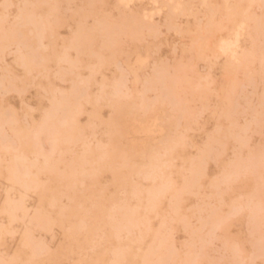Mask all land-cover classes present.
<instances>
[{
  "label": "rangeland",
  "instance_id": "obj_1",
  "mask_svg": "<svg viewBox=\"0 0 264 264\" xmlns=\"http://www.w3.org/2000/svg\"><path fill=\"white\" fill-rule=\"evenodd\" d=\"M126 2L0 0V264H264V0Z\"/></svg>",
  "mask_w": 264,
  "mask_h": 264
},
{
  "label": "bare ground",
  "instance_id": "obj_2",
  "mask_svg": "<svg viewBox=\"0 0 264 264\" xmlns=\"http://www.w3.org/2000/svg\"><path fill=\"white\" fill-rule=\"evenodd\" d=\"M202 1V0H201ZM237 1V0H236ZM123 2V1H122ZM125 2H126V0H125ZM124 3V2H123ZM127 3V2H126ZM171 3V2H170ZM204 3V2H203ZM124 5V4H123ZM129 5V4H128ZM178 5V4H177ZM238 6V5H237ZM128 8V7H127ZM219 8V7H218ZM205 10V9H204ZM218 10V9H217ZM206 11H207V9H206ZM159 12V11H158ZM227 12V11H226ZM225 12V13H226ZM239 12V11H238ZM162 14V13H161ZM217 16V15H216ZM232 19V18H231ZM242 19V18H241ZM73 21V20H72ZM76 22V21H75ZM153 22V21H152ZM215 25V24H214ZM241 27H243V25L241 26ZM227 28H229V27H227ZM232 28V27H231ZM239 28H240V26H239ZM244 28V27H243ZM188 29V28H187ZM214 29V28H213ZM226 29V28H225ZM215 30V29H214ZM207 32H208V30H207ZM243 32H244V30H243ZM222 33V32H221ZM208 34V33H207ZM235 35V34H234ZM30 38V37H29ZM51 38V37H50ZM235 38H236V36H235ZM12 40V39H11ZM236 40V39H235ZM237 41V40H236ZM6 42V41H5ZM196 42V41H195ZM198 42V41H197ZM235 42V41H234ZM238 42V41H237ZM236 42V44H238ZM205 43V42H204ZM227 44H228V42H226ZM210 44V43H209ZM220 45H222V44H220ZM224 45H226L225 43H224ZM234 45V44H233ZM207 46V45H206ZM227 46V45H226ZM229 46V45H228ZM231 46V45H230ZM235 47V46H234ZM218 48V47H217ZM221 48H223V47H221ZM236 48V47H235ZM139 49V48H138ZM153 50V49H152ZM212 50V49H211ZM225 50V49H224ZM227 51L229 52V50L227 49ZM226 51V52H227ZM231 51V50H230ZM30 52V51H29ZM60 52V51H59ZM232 52V51H231ZM225 53V52H224ZM233 53V52H232ZM131 54V53H130ZM226 54V53H225ZM232 55H234V54H232ZM25 57V56H24ZM234 57V56H233ZM129 58V57H128ZM127 58V59H128ZM234 59H235V57H234ZM26 60V59H25ZM18 61V60H17ZM214 62V61H213ZM229 63V62H228ZM32 64V63H31ZM90 64V63H89ZM2 65V64H1ZM33 65V64H32ZM129 65V64H128ZM30 66V65H29ZM21 67V66H20ZM2 69V68H1ZM31 69V68H30ZM47 87V86H46ZM93 89V88H92ZM110 89H111V87H110ZM113 89V88H112ZM104 94H105V92H104ZM107 95V94H106ZM109 95V94H108ZM135 97V96H134ZM136 98V97H135ZM92 100H93V98H92ZM221 101V100H220ZM134 102V101H133ZM133 102H131V103H133ZM127 103V102H126ZM130 103V104H131ZM121 104V103H120ZM119 104V105H120ZM127 105V104H126ZM133 105H135V104H133ZM129 106V105H128ZM112 107V106H111ZM131 107V106H130ZM133 107V106H132ZM131 107V108H132ZM109 108V107H108ZM107 108V109H108ZM158 108V107H157ZM123 109V108H122ZM136 110V109H135ZM93 111V110H92ZM116 111V110H115ZM166 111V110H165ZM95 113V112H94ZM117 113H119V112H117ZM121 113V112H120ZM131 113V112H130ZM94 115V114H93ZM119 116V115H118ZM91 117V116H90ZM112 117V116H111ZM109 122V121H108ZM116 122V121H115ZM113 123V122H112ZM108 125V124H107ZM115 125V124H114ZM164 125V124H163ZM106 126V125H105ZM113 126V125H112ZM170 126V125H169ZM172 126V125H171ZM121 128V127H120ZM119 128V129H120ZM83 129H85L84 127H83ZM76 130V129H75ZM116 130V129H115ZM127 130V129H126ZM78 131H79V129H78ZM76 132V131H75ZM120 132V131H119ZM77 133V132H76ZM151 133V132H150ZM119 136V135H118ZM148 139V138H147ZM167 139V138H166ZM167 140H169V139H167ZM150 142V141H149ZM169 142V141H168ZM109 143V142H108ZM114 144V143H113ZM156 144V143H155ZM164 144V143H163ZM25 145V144H24ZM160 146V145H159ZM165 146H166V144H165ZM24 147V146H23ZM26 147V146H25ZM71 147V146H70ZM111 147H114V146H111ZM32 148V147H31ZM156 148H158V147H156ZM155 148V149H156ZM181 148H182V146H181ZM111 149V148H110ZM136 149V148H135ZM9 150V149H8ZM106 150V149H105ZM114 150V149H113ZM34 151V150H33ZM1 152V151H0ZM7 152H9V151H7ZM151 152H153V151H151ZM161 152V151H160ZM166 152V151H165ZM118 153V152H117ZM22 154V153H21ZM25 154H28V153H25ZM33 153H31L30 155H32ZM109 154V153H108ZM107 154V155H108ZM115 154H116V152H115ZM120 154V153H119ZM150 154V153H149ZM12 155V154H11ZM23 155V154H22ZM160 155V154H159ZM162 155V154H161ZM164 155V154H163ZM33 156V155H32ZM115 156V155H114ZM35 157H37V156H35ZM41 157H44V156H41ZM98 157V156H97ZM112 157V156H111ZM116 157V156H115ZM121 157V156H120ZM119 157V158H120ZM140 157V156H139ZM142 157H143V155H142ZM154 157V156H153ZM163 157V156H162ZM26 158V157H25ZM25 158L23 159V157L22 158H18V159H20V160H18V161H20V162H23V161H27V158H26V160H25ZM79 158V157H78ZM119 158H115V159H119ZM161 158V157H160ZM166 158V157H165ZM14 159V158H13ZM16 159H17V157H16ZM23 159V161H21ZM36 159V158H35ZM106 159V158H105ZM126 159H127V157H126ZM151 159V158H150ZM46 161H45V163L46 164H48L47 162H49V159H45ZM48 160V161H47ZM113 160V159H112ZM129 159H127V161H128ZM13 161V160H12ZM16 161V160H15ZM36 161V160H35ZM38 161V160H37ZM36 161V162H37ZM98 161V160H97ZM114 161V160H113ZM121 161H122V163H123V160L121 159ZM150 161V160H149ZM38 162H40V161H38ZM38 162L36 163V164H38ZM43 162V161H42ZM100 162V161H99ZM102 162V161H101ZM116 162V161H115ZM26 163V162H25ZM41 163V162H40ZM117 163H118V161H117ZM164 163V162H163ZM104 164V163H103ZM110 164V163H109ZM119 164V163H118ZM121 164V163H120ZM119 164V165H120ZM133 164V163H132ZM152 164V163H151ZM155 164H156V162H155ZM10 165H12V164H10ZM44 165V164H43ZM42 165V166H43ZM99 165V164H98ZM115 165V164H114ZM147 165V164H146ZM107 166V165H106ZM111 166H113V165H111ZM135 166V165H134ZM46 167H47V165H46ZM135 167H137V166H135ZM135 167H133V168H135ZM42 168V167H41ZM44 168V167H43ZM113 168V167H112ZM154 168V167H153ZM12 169V168H11ZM101 169V168H100ZM137 169H139V168H137ZM117 170V169H116ZM135 170V169H134ZM13 171V170H12ZM92 171V170H91ZM101 171V170H100ZM105 171V170H104ZM122 171V170H121ZM156 171V170H155ZM14 172V177H15V179H16V181H18V183H20V185H21V182H19V181H23L24 179H26V178H28L29 177V175H30V173H29V170H28V168H26L25 170H14L13 171ZM37 172V171H36ZM45 172V171H44ZM107 172V171H106ZM110 172H112V169L110 170ZM115 172V171H114ZM139 172V171H138ZM143 172V171H142ZM102 173V172H101ZM100 173V174H101ZM134 173H136V172H134ZM133 173V174H134ZM173 173V172H172ZM98 174H99V172H98ZM145 174H146V172H145ZM151 174V173H150ZM105 175V174H104ZM100 176V175H99ZM126 177V176H125ZM130 177V176H129ZM137 177V176H136ZM27 180H29V178L27 179ZM77 181V180H76ZM99 181V180H98ZM132 181V180H131ZM25 182V181H24ZM116 182V181H115ZM128 182V181H127ZM31 183V182H30ZM146 183V182H145ZM70 184V183H69ZM94 184V183H93ZM126 184V183H125ZM130 184V183H129ZM25 185V184H24ZM113 185V184H112ZM132 185V184H131ZM27 186V185H26ZM58 186V185H57ZM103 186V185H102ZM110 186H111V184H110ZM122 186V185H121ZM139 186V185H138ZM141 186V185H140ZM253 186V185H252ZM144 187V186H143ZM22 188V187H21ZM104 188V187H103ZM121 188V187H120ZM108 189V188H107ZM127 189V188H126ZM119 191H120V189H118ZM251 190V189H250ZM54 191V190H53ZM131 191H132V189H131ZM132 193V192H131ZM115 196V195H114ZM46 197V196H45ZM110 197V196H109ZM95 198V197H94ZM100 199V198H99ZM115 199V198H114ZM159 200V199H158ZM161 200V199H160ZM120 201V200H119ZM10 202V201H9ZM117 202H118V200H117ZM115 203V202H114ZM11 204H15L14 202L13 203H11ZM138 204V203H137ZM15 208V207H14ZM73 210V209H72ZM71 210V211H72ZM94 210V209H93ZM97 210V209H96ZM15 211V210H14ZM64 211V210H63ZM74 211V210H73ZM91 211V210H90ZM102 211V210H101ZM16 212V211H15ZM102 213V212H101ZM144 213V212H143ZM96 214V213H95ZM138 214V213H137ZM76 215V214H75ZM152 215V214H151ZM71 216H74V215H71ZM96 216V215H95ZM68 217V216H67ZM156 217V216H155ZM17 218V217H16ZM71 218V217H70ZM86 218H88V217H86ZM57 219V218H56ZM10 220V219H9ZM12 220V219H11ZM95 220V219H94ZM102 220V219H101ZM241 220V219H240ZM243 220V219H242ZM49 221V220H48ZM64 221V220H63ZM235 221V220H234ZM238 221V220H237ZM12 222V221H11ZM98 222V221H97ZM148 222V221H147ZM233 222V221H232ZM236 222V221H235ZM94 223V222H93ZM62 224H65L64 222H60V225H62ZM95 224V223H94ZM237 224V223H236ZM108 225V224H107ZM63 226V225H62ZM74 226V225H73ZM227 226V225H226ZM65 229V228H64ZM92 229V228H91ZM94 229V228H93ZM92 229V230H93ZM60 230V229H59ZM71 231H72V229H71ZM73 231H74V229H73ZM62 233H64V232H62ZM74 233V232H73ZM97 233V232H96ZM139 233V232H138ZM3 234V233H2ZM65 234V233H64ZM66 235V234H65ZM72 235V234H71ZM229 235V234H228ZM67 236V235H66ZM227 236V235H226ZM232 236V235H231ZM3 237V236H2ZM70 238V237H69ZM75 238V237H74ZM82 238V237H81ZM233 238V237H232ZM63 239V238H62ZM76 239V238H75ZM68 240V239H67ZM30 241V240H29ZM230 241V240H229ZM74 242V241H73ZM76 242V241H75ZM117 243V242H116ZM27 244V243H26ZM84 244V243H83ZM92 244V243H91ZM99 245V244H98ZM30 247V246H29ZM70 247V246H69ZM87 247V246H86ZM101 247V246H100ZM81 250V249H80ZM111 250V249H110ZM79 251V250H78ZM64 252V251H63ZM106 252V251H105ZM30 253H31V251H30ZM247 253V252H246ZM87 254V253H86ZM98 254V253H97ZM77 255V254H76ZM245 255V254H244ZM27 256V255H26ZM29 256H31V255H29ZM101 256V255H100ZM247 256V255H246ZM33 257V256H32ZM78 257V256H77ZM94 260V259H93ZM27 262V261H26ZM108 262V261H107ZM96 263V262H95ZM32 264H35V262L34 263H32ZM91 264V263H90ZM97 264V263H96Z\"/></svg>",
  "mask_w": 264,
  "mask_h": 264
}]
</instances>
